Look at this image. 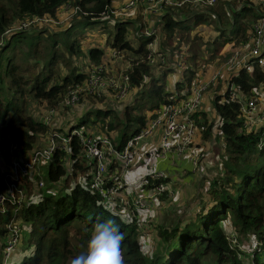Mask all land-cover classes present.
Masks as SVG:
<instances>
[{
	"label": "trees",
	"instance_id": "trees-1",
	"mask_svg": "<svg viewBox=\"0 0 264 264\" xmlns=\"http://www.w3.org/2000/svg\"><path fill=\"white\" fill-rule=\"evenodd\" d=\"M113 3L114 0H0V36H3V43L0 42V158L3 161L9 160L12 144H17L22 153L32 149L39 137L47 138L50 126L29 113L27 98L43 100L57 107L65 92L85 78L86 72L79 71L75 62V55L80 51V37L71 36V30L79 22L88 24L93 22L94 17L111 16ZM65 4L78 6L79 9L66 26L50 35H43L46 29L38 28L7 31L14 23L34 17L55 18ZM168 9L154 23L155 26L160 25V43L168 47L171 54L183 42L189 44L185 49L187 54L183 56L185 66L173 89L165 88V77L155 76L153 65L145 59L149 51L147 45L153 35L137 32L138 43L134 45L127 37L130 20L118 19L114 23L113 35L106 38V43L127 52L132 60V67L127 71L136 90L133 100L123 105L121 113L112 107H98L94 110V119L90 118L92 111L87 108L69 128L79 127L90 120L94 124L101 116L104 132L109 134L117 129L123 143L146 124L144 108L155 111L165 102L188 95L196 77V69L191 64L198 57L191 47L202 36L195 32L189 37V32L200 23L214 24L217 34L202 40L204 45H208L210 57L226 45L231 49L239 48L253 32V23L261 14L262 1L216 0L211 5L197 7L183 4L177 9ZM137 20L139 27L147 26L140 13L134 19L135 24ZM27 36L30 37L29 42ZM50 37L51 43L44 46V50L47 48L49 52L43 53L44 38ZM173 40L176 43L171 45ZM60 44L65 49L60 48ZM103 52L98 46H90L86 53L89 56L88 65L101 61ZM227 53L217 56L223 57ZM61 69L65 72L62 73ZM226 80L233 82L246 98L259 95V86L264 84V65L255 63L250 69L240 67ZM229 96L227 86L222 93L214 92L212 100L219 116L215 124L207 118L205 110L199 109L194 114L205 138L213 127L222 133L226 154L222 174L213 175L211 182H206L207 202L198 209L179 214L171 222L153 223L151 244H146L144 240L146 254L140 251L137 244L146 234L138 219L132 217L134 223L127 230L121 225V231H126L123 243L131 240L126 264L258 263L257 251L246 255V260L245 257H238L237 248L229 244L227 228L231 224L240 236L255 234L264 240V117L259 116L258 126H248L247 118L240 113L239 101L230 100ZM89 100V104L95 105ZM68 147V151L56 148L46 167L50 184L61 180L58 190L53 191L51 186H47L44 191L35 192L36 180L33 183V176L23 175L21 181L25 188V200L16 211L15 204L6 201L5 211H0L1 264H9L10 255L4 263V249L8 242L6 222L12 216L20 217L25 241L22 246H31L29 252L14 264H69L72 258L86 251L97 221L116 219L117 224L120 223L107 210L111 208L120 213L107 204V195L89 187L91 162L75 135ZM145 179L151 186L161 180L167 181L165 177L153 179L149 174L145 175ZM3 190L0 177V191ZM159 196L166 197L165 193Z\"/></svg>",
	"mask_w": 264,
	"mask_h": 264
},
{
	"label": "built area",
	"instance_id": "built-area-1",
	"mask_svg": "<svg viewBox=\"0 0 264 264\" xmlns=\"http://www.w3.org/2000/svg\"><path fill=\"white\" fill-rule=\"evenodd\" d=\"M216 0H126L125 8L143 7V13L150 17V24L141 32L145 35H153L148 42L149 51L146 54V60L149 64H156L163 61L159 57L160 51L156 49V27L154 23L160 15L171 8H179L183 4L190 5H211ZM262 1V10L260 16L253 23V32L248 41H244L239 48H234L233 53L206 79L192 81L189 93L186 97L171 100L163 103L160 108L152 111L147 116L146 124L137 132L132 133L123 143L116 142L115 135L111 132L93 133L86 131L81 127L69 128L67 133H59L50 128V133L46 142L42 146L33 147L32 149L20 153L17 144H12L9 165L4 172L3 184L4 190L0 191V211L4 212L6 201L15 204L14 210L25 200V188L22 185L21 176L28 175L31 172L40 174L37 171V165L48 162L56 148L68 151L69 141L75 135L83 145V151L91 162L89 187L104 195L115 193L118 188L124 185V175L128 168L139 154L142 140L148 136L156 134L158 139L155 142L156 160L152 163V169L148 174L153 179L164 178V171L157 167V160L164 159L168 154L175 152L184 154L188 152V159L193 169L198 166V151L190 146L197 132V123L195 113L200 109L203 91L209 84L215 83L218 78L230 74L240 67L251 68L256 64H264V0ZM78 6L73 7L74 15ZM84 13H86L84 11ZM103 13V12H102ZM52 20L49 17H34L29 21H20L18 25L10 27L13 29H26L35 25L38 19ZM2 42V39L0 40ZM123 50L117 47H111L110 57L123 55ZM123 53V54H121ZM132 67L130 57L126 59L122 68L109 66L105 62L92 64L86 71V76L81 82L74 83L63 96L60 107L73 106L79 102L80 98L86 96L98 97L102 94H110L113 99H122L131 89L130 75L127 71ZM221 76V77H220ZM195 79V78H194ZM227 87L230 89V100H237L240 103V113L250 122L253 114H259L260 118L264 117V84L259 86V95L244 97L235 87L234 83L227 81ZM58 112L57 107H51L43 117V122L53 125L55 116ZM154 113V114H152ZM152 114V115H151ZM44 185V180L40 176L37 178L35 187L39 189ZM165 193L168 197L174 196L173 189L166 181H158L147 191H141L133 195L130 211L133 213L137 208L145 207L149 204L152 197ZM8 242L4 249V263L10 255L21 234L20 217L12 216L6 222ZM228 235V234H227ZM231 247H236V239L228 236ZM259 237L250 240L247 249L249 252L262 248L260 252L261 264H264V247ZM237 248V247H236ZM238 257L241 252L237 249Z\"/></svg>",
	"mask_w": 264,
	"mask_h": 264
},
{
	"label": "rangeland",
	"instance_id": "rangeland-1",
	"mask_svg": "<svg viewBox=\"0 0 264 264\" xmlns=\"http://www.w3.org/2000/svg\"><path fill=\"white\" fill-rule=\"evenodd\" d=\"M125 2L126 0H114V3L112 5L113 14L111 16L109 17L106 16L105 18L94 17L92 19L93 22L88 23V24H85L84 22H79L72 28L71 36L80 37V45H81L80 51L77 53V55H75V62H77L79 71L86 72L89 69V67L92 64H94L93 62H90V64L88 65L89 56L86 55V53L90 46H98L101 49H103L104 55L101 61L99 62H105L109 66H114V67H119V68H122L125 65V61L126 59H128L127 52L121 51L124 53V54L121 53L123 55H120V53H118L117 55H115V57L114 56L110 57L109 53L111 51L112 46L106 43V38L109 35L111 37V35H113L115 31V26H114L115 21L118 19L119 20L120 19L130 20L129 26H128L129 29H128L127 37L129 39H132L131 41L134 43V45H137L138 43V40L136 38L137 32H142L145 28V27L138 26L139 20H137V24H135L134 19L136 15L138 16V14L140 13L142 15V18L147 21V26L150 24L149 22L150 17L147 16V14L143 13V7L137 6L136 8H125L124 7ZM194 6H197V5H194ZM73 7L74 6L70 4L62 5L61 9L59 10L55 18H52V20H46L44 18L38 19L35 25L32 26L31 28L32 29L34 28L46 29L45 31H43V35H46V34L50 35V33H53V31L60 30L68 24V21L71 19V15L69 16V14L73 12L72 11ZM200 7H203V6H200ZM24 21H29V20H24ZM16 25L18 24L14 23L12 27ZM155 31L157 34L155 38L156 49L157 51H160L158 55L159 57H163V61H158V63L153 64L152 73L155 76H160V75L164 76L165 82H166V86H165L166 89L167 90L171 88L173 89L174 82L177 79H179L180 72L182 68L185 66L183 56L187 54L185 49L186 47L189 46V44L188 42H183L180 48L174 49L173 53L171 54L168 51V47L160 43V38H161L160 25H157ZM195 32L199 33L202 36L198 37L196 41L192 43V47H191L192 49L191 51L193 53H197L198 55L195 62L191 64L196 69V77L194 81L206 80L233 53L234 48L231 49L228 45H226L222 48H219V50L217 51V54L215 55L216 57L215 56L210 57L208 45L207 44L204 45L202 40L211 38L217 34V30L214 29V24L213 23L211 25L207 23L198 24L195 30H192L189 32V37H191ZM59 36L60 34H58L56 37L58 38ZM1 38H3L2 35L0 36V40ZM26 40H28L29 42L30 37L27 36ZM51 40H52V37L47 38V39L44 38V41L41 47V51L43 53L49 52L47 48H46V51L44 50V46L49 45V43H51ZM175 43L176 42L174 40L170 42L171 45ZM60 48L63 49L64 47L60 44ZM226 52H228L227 55L223 57L217 56L219 55V53L220 54L222 53L223 55ZM259 65H262V64H259ZM61 71L62 73H64L65 69H61ZM228 75L229 74H226L224 77L218 78V80L219 79L222 80V82L221 81L218 82L220 83L218 87H216V85L218 84L217 83L218 80H217L215 83L209 84L208 87L202 93L200 111L205 110L207 118L211 121L212 124H215L217 118H219L214 108L212 97L214 96V92L222 93L224 91L225 87L227 86L226 78ZM135 92H136L135 88H132L124 98L119 99V100L114 99L113 101L111 100V97L108 96L107 94H102L101 96H98V97L92 96L89 98V96H86L85 98H82V99L80 98L79 102H77L73 106L60 107V103H59V105L57 106L58 112L55 116H53L54 123L53 125L51 124H48V125L50 126L51 129L53 128L59 133H67L69 127L75 122H77L79 116L81 114H84L87 108H89L88 110L92 111L89 114L91 119L96 118L94 110L98 107H112L117 113L118 111H120L119 113H121L123 109V105L133 100V96ZM89 99L95 105L89 104L88 103ZM51 107L52 106H50L46 101H43V100L36 101V100H33L32 98H29V97L27 98L28 111L36 119L43 121L44 115L47 113V111ZM143 111H146L147 113V111L149 110L147 108H144ZM200 118H201V115H200ZM249 119L251 121V124L250 122H247L248 126H258L260 122L259 114H254ZM101 122L102 121H101V116H100V119L98 122L91 124L92 122L90 120L86 123L80 124L79 127H81L82 129L86 131H91L93 133H98V132L102 133L104 132V130L101 128ZM111 134L115 135V140L116 142L119 143L121 140L120 139L121 135L118 132V130L117 129L111 130ZM221 135L222 133L220 134V132H218L217 129L213 127L209 136L205 138L200 129V126L197 124L196 135L193 141L190 143V146H193V148L197 149L198 151L199 156H198L197 168L194 170L193 169L188 170V174L190 175L188 176V179L185 180L182 191L179 192L178 188H174L171 185L175 191L174 198L171 197L168 199L166 194H165L166 197L158 196V200L163 202V204H164V201H167V207L170 212L176 211L179 214H182L183 212L189 211L190 205L193 206L194 208L192 209L195 210V209H198L202 204H205L207 202V194H206L205 186H207L208 183L211 182V180L213 179L212 178L213 175L214 177H217L222 174L221 169L223 168V164L226 159V154L223 148V142H222ZM45 141H46V138L44 139L43 136L39 137L34 147L42 146L45 143ZM151 153L152 155L154 154L153 152ZM140 154L136 156V159L140 158ZM11 157H12V154L9 155V160H4V161L0 158L1 159L0 162L2 163V164L0 163V177H2V181H3L4 172L9 165ZM143 161L146 164L147 162L149 163V159H144ZM152 161L149 165H146L144 162H141V161L138 162L137 165H143L144 172L140 175V177L138 176L135 178L136 182L135 183L131 182L128 185H126V189L124 188L125 186L122 188H118L117 191L109 195V198H108V201L110 199V201L112 202L113 208L118 210L120 213L127 214L133 218L138 219L141 229L146 231V234L142 235L141 238H143V240H145V243L148 245L151 244V239L153 238V235H154L150 231L153 223L162 220V213L164 210L162 209L163 207H161L162 204L156 206L157 211L154 209L151 212V209L148 208L149 206L148 204L145 207L137 208L135 211H133V213L130 211V204H131L133 195L135 193H138L139 190L141 189L148 190L151 187H153L151 185H148V181L147 179H145V175L148 172L147 169L149 171L152 169ZM134 162H132V164L128 168H126L127 171L135 170V166L133 165ZM47 163L48 162L37 165V171L40 172L39 175L36 174L35 172H31L30 174H28L30 176H33L32 177L33 183H34V180L37 181V178H39L40 176L44 180V185L42 187H39V189H36L35 192H42L47 188V186H51V190L54 191V190H58L60 186L61 180L56 181L52 184H50V182L48 181L47 173H46ZM262 164L264 165V158L262 159ZM189 184H191V186ZM117 194H121V198H119ZM5 207H6V203H5ZM170 219L171 218L166 219L165 222H168ZM227 229H228L227 230L228 236H233L236 239V242L234 245H236L237 249L241 252L240 258L245 257V260H246L247 259L246 255L257 251L259 255L257 264H261V256H260V252L262 250L261 247H259L257 250L253 252L247 251L250 245V240L257 237V235L248 234V235L240 236L239 234L234 232L231 224L228 226ZM21 233L22 234L20 236V240L14 246V248L10 251V258L8 261L9 264H14L15 261L19 260L20 257L24 253L29 252V249L31 247V246L29 247L22 246V242H25L23 240L24 238L23 230ZM262 245H264V242Z\"/></svg>",
	"mask_w": 264,
	"mask_h": 264
},
{
	"label": "clouds",
	"instance_id": "clouds-1",
	"mask_svg": "<svg viewBox=\"0 0 264 264\" xmlns=\"http://www.w3.org/2000/svg\"><path fill=\"white\" fill-rule=\"evenodd\" d=\"M111 216L116 219L97 221L94 231L87 243L85 252L80 253L69 261V264H126V256L131 247V240L123 243L126 238V231H121V225L127 230L134 223L133 218L127 214H120L107 208ZM140 251L146 254L144 240L137 241Z\"/></svg>",
	"mask_w": 264,
	"mask_h": 264
},
{
	"label": "crops",
	"instance_id": "crops-1",
	"mask_svg": "<svg viewBox=\"0 0 264 264\" xmlns=\"http://www.w3.org/2000/svg\"><path fill=\"white\" fill-rule=\"evenodd\" d=\"M132 88L133 87L131 86V89ZM171 89H168V90H171ZM107 95L111 97L110 94H107ZM111 100L113 101L114 99H112V97H111ZM150 112H152V111L151 110L147 111L146 115L148 116ZM157 139H158L157 135L153 134L151 136L150 135L146 136L142 140L141 146H140V150H139V154L141 153L140 154V158L139 159H135L136 160V161L134 160L135 162L133 161L134 162L133 165L135 166V170L126 171V173L124 175V186L125 187L124 186L123 187L125 189H126V185H128L131 182L135 183L136 182L135 178L138 177V176L140 177V175L144 172L143 165H137L138 162H140V161L144 162L143 161L144 159H149V163L147 162V164H146L144 162L146 165H149L151 163L152 159H153V162L156 160L155 158H156L157 154H155L156 153V151H155V142L157 141ZM151 152H153L155 155L154 154L152 155ZM142 156H144V157H142ZM157 167L159 169H161L162 171H164L165 179L167 180L166 183H168V185L171 188H172V186L174 188H178L179 192L182 191V188L184 186L185 180H187L188 176L190 175V174H188V170H192L193 169L192 164L190 163V161L188 159V152L187 151H185L184 154H181V155L177 154L175 152H172V153L168 154V156L165 157L164 159H160L159 158L157 160ZM147 171L149 172L148 169H147ZM148 172L146 174H148ZM189 185L191 186V184H189ZM139 191H147V190L146 189H141ZM173 191H174V189H173ZM174 195H175V191H174ZM117 196L119 198H121V194H117ZM158 196H159V194L155 195L154 197L151 198L148 208H150L151 212H152V210H154V209L156 210V206L157 205L162 204L161 207H163L162 209H164V210H163V213H162L161 222H165V220L168 219V218H171L168 221V222H171L173 219H175L179 215V213L176 212V211L170 212L168 210V207H167V201H164V204H163V202L158 200ZM108 198H109V196H107V198H106L107 204L112 206V202L110 201V199L108 201ZM169 198L170 197H168V199ZM173 198H174V196H173ZM192 208H194V207L190 205V208H189L188 212L192 211ZM174 209H175V207H174ZM188 212H183L182 214H185V213H188ZM186 215H188V214H186Z\"/></svg>",
	"mask_w": 264,
	"mask_h": 264
}]
</instances>
